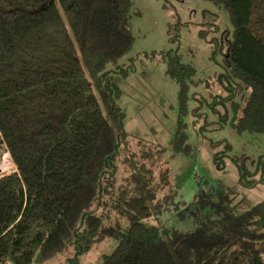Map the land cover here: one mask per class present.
I'll return each mask as SVG.
<instances>
[{
    "label": "trees",
    "instance_id": "1",
    "mask_svg": "<svg viewBox=\"0 0 264 264\" xmlns=\"http://www.w3.org/2000/svg\"><path fill=\"white\" fill-rule=\"evenodd\" d=\"M209 1L233 31L221 78L250 90L233 126L264 135V0ZM129 9L130 0H0V152L16 168L0 177V264H40L68 250L76 261L105 237L117 245L101 264H264V203L200 218L186 233L146 222L169 205L162 191L171 185L164 149L132 143L124 130L112 73L127 70L106 69L133 44ZM162 56L180 87L171 148L187 154L181 116L195 71L175 52ZM238 159L245 169L247 157ZM233 162L239 185L253 187Z\"/></svg>",
    "mask_w": 264,
    "mask_h": 264
},
{
    "label": "rangeland",
    "instance_id": "2",
    "mask_svg": "<svg viewBox=\"0 0 264 264\" xmlns=\"http://www.w3.org/2000/svg\"><path fill=\"white\" fill-rule=\"evenodd\" d=\"M127 25L133 44L106 69L127 70L126 76L112 73L122 92L118 105L124 113V130L132 143L142 140L164 149L160 162L169 170L171 185L162 191L171 192L169 205L146 222L186 233L200 218L239 215L264 203V135L238 133L233 126L250 90L233 78L229 82L221 78L228 73L225 57L233 33L224 9L209 0H130ZM168 51L195 71L181 116L190 147L187 154L171 148L180 117V87L166 72L162 55ZM0 154V177L16 171L8 153ZM241 156L247 157L245 169ZM234 159L247 172L246 180L256 182L253 187L239 185ZM111 222L118 220L112 217ZM119 224L126 226L124 219ZM116 245L115 239L105 237L76 261L68 250L40 264H101Z\"/></svg>",
    "mask_w": 264,
    "mask_h": 264
}]
</instances>
